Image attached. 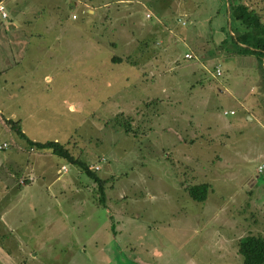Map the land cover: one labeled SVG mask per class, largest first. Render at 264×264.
I'll use <instances>...</instances> for the list:
<instances>
[{
  "label": "rangeland",
  "instance_id": "1",
  "mask_svg": "<svg viewBox=\"0 0 264 264\" xmlns=\"http://www.w3.org/2000/svg\"><path fill=\"white\" fill-rule=\"evenodd\" d=\"M2 4L0 198L20 190L1 207L0 264H242L238 240L264 239V79L226 52L227 0ZM5 120L63 145L103 196Z\"/></svg>",
  "mask_w": 264,
  "mask_h": 264
},
{
  "label": "trees",
  "instance_id": "2",
  "mask_svg": "<svg viewBox=\"0 0 264 264\" xmlns=\"http://www.w3.org/2000/svg\"><path fill=\"white\" fill-rule=\"evenodd\" d=\"M229 18L234 24V31L229 35L231 48L226 52L235 57H253L260 62L264 79V13L257 7V2L253 0H227ZM227 40H222L225 45ZM116 62L121 59L114 58ZM128 119V118H127ZM124 133L133 131L129 120L125 122ZM4 125L9 130L24 140L30 149H34L38 154L55 155L66 162L78 167L81 172L91 178L97 184L99 194L103 196L106 180L97 178L89 166L73 157L69 151L57 142H32L21 132L18 122L5 120ZM188 197L194 201L201 202L206 199L209 186L202 183L196 186H186ZM237 253L242 257V264H264V239L260 236H246L238 240Z\"/></svg>",
  "mask_w": 264,
  "mask_h": 264
},
{
  "label": "crops",
  "instance_id": "3",
  "mask_svg": "<svg viewBox=\"0 0 264 264\" xmlns=\"http://www.w3.org/2000/svg\"><path fill=\"white\" fill-rule=\"evenodd\" d=\"M7 17L5 19H7ZM19 190H20V188H17L15 193L13 195H11L10 193L12 191H10L7 187H4V188L1 189V191H3V193H6V196L3 197V198H0V225H1L0 226V238L4 237V235L8 233V228L5 225L4 221L2 220L3 219V214L2 213H4V209H5L6 206L4 204V208H1V207H2L3 203L6 201V198H8L9 196L13 197L14 195H16L18 193ZM0 246L3 247L1 242H0Z\"/></svg>",
  "mask_w": 264,
  "mask_h": 264
},
{
  "label": "built area",
  "instance_id": "4",
  "mask_svg": "<svg viewBox=\"0 0 264 264\" xmlns=\"http://www.w3.org/2000/svg\"><path fill=\"white\" fill-rule=\"evenodd\" d=\"M0 17H1L2 19H5V18L7 17V15H6V13H5L4 6H3L1 0H0ZM147 18H149V16H147ZM185 57L190 58L189 55H185ZM216 75L219 76V75H220V72H219V71H216ZM5 148H7V146H6L5 144H3V145L0 146V150H3V149H5ZM93 168H94V170H96V171L98 170V167H97V166H94ZM60 170H61V169H60ZM62 172H64V171H62Z\"/></svg>",
  "mask_w": 264,
  "mask_h": 264
}]
</instances>
